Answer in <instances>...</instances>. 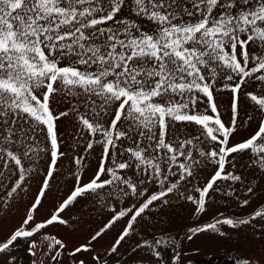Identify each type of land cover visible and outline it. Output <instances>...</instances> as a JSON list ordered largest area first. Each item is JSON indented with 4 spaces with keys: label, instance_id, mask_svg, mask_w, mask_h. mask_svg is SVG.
<instances>
[{
    "label": "snow or ice",
    "instance_id": "snow-or-ice-1",
    "mask_svg": "<svg viewBox=\"0 0 264 264\" xmlns=\"http://www.w3.org/2000/svg\"><path fill=\"white\" fill-rule=\"evenodd\" d=\"M70 115L96 164L85 178L73 155L71 187L40 215ZM31 182L0 264H196L221 247L228 264H264V0H0V208ZM216 196L244 211L186 226L187 251L143 227ZM97 205L105 219L74 241L72 211Z\"/></svg>",
    "mask_w": 264,
    "mask_h": 264
},
{
    "label": "rangeland",
    "instance_id": "rangeland-1",
    "mask_svg": "<svg viewBox=\"0 0 264 264\" xmlns=\"http://www.w3.org/2000/svg\"><path fill=\"white\" fill-rule=\"evenodd\" d=\"M238 10V9H237ZM235 11V10H234ZM228 104V96L225 93L220 100V108L222 112V118L227 121L229 119V113L226 111ZM61 110L64 105H60ZM75 119L73 116L62 119L59 122V131L61 133L62 149L68 152V158L62 160L61 166L57 169L56 181L57 184L51 185V191L48 193V199L44 201V208L41 209L40 215H45L50 210L51 206L57 202V199L63 197L68 189L73 183L71 172H75V167L70 164V159L73 155H80L85 157L84 164V177L87 178L92 174L93 166L96 164V155L88 154L83 151L84 144L80 143L76 146L77 139L75 133ZM246 127V125H245ZM243 134V133H242ZM43 140V137H41ZM99 151V149H97ZM207 175V173H204ZM63 177L60 182V178ZM67 179L66 182H63ZM63 182V183H62ZM31 191L21 198V202L14 204L11 208L6 211L0 208V234L7 232L13 225H15L23 212L24 204L31 198L32 194L36 190V183L31 182ZM258 196H264V194L258 192ZM81 205L77 204L76 209H80ZM77 210L72 211L73 219L78 222L72 227L76 229L73 233V240H83L89 232L94 228L101 225V222L105 219V214L101 213L99 206L97 205L95 211L87 210L85 206V211L81 216ZM217 211H222L225 213H235L237 215L241 214L243 209L235 204L234 201H225L220 196L215 197V201L210 203L209 208L206 213H201L200 215H193V206L189 202L175 200L174 206L163 210L160 214V219L158 220L155 215L152 216V220L147 224L143 225L146 231L153 232L156 230L166 231L176 237L177 243L183 247L186 251L191 246L190 242L184 238V231L186 226H191L193 223L209 222L210 219L216 215ZM117 228L112 229L111 232L104 238L102 243H107L115 235ZM46 231L58 233L65 235V230L62 227L53 226L46 229ZM197 246L202 249H206L208 245L204 243L203 240L196 241ZM196 264H209V260L212 264H228V256L226 255L225 249L223 247L215 250L213 256H209L207 251H202L198 256L193 257ZM27 259V258H26Z\"/></svg>",
    "mask_w": 264,
    "mask_h": 264
},
{
    "label": "crops",
    "instance_id": "crops-1",
    "mask_svg": "<svg viewBox=\"0 0 264 264\" xmlns=\"http://www.w3.org/2000/svg\"><path fill=\"white\" fill-rule=\"evenodd\" d=\"M58 178H60V182H61L63 177L60 176V177H58ZM66 180H67V179H64L63 182H66ZM63 182H62V183H63ZM55 184H57V181H54V182H53V185H55ZM53 185H52V186H53Z\"/></svg>",
    "mask_w": 264,
    "mask_h": 264
}]
</instances>
